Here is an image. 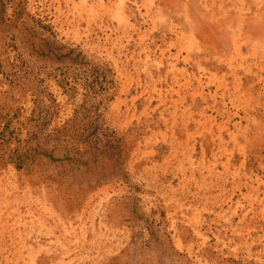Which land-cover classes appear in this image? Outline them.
Returning a JSON list of instances; mask_svg holds the SVG:
<instances>
[{
  "label": "rangeland",
  "instance_id": "rangeland-1",
  "mask_svg": "<svg viewBox=\"0 0 264 264\" xmlns=\"http://www.w3.org/2000/svg\"><path fill=\"white\" fill-rule=\"evenodd\" d=\"M0 264H264V0H0Z\"/></svg>",
  "mask_w": 264,
  "mask_h": 264
}]
</instances>
